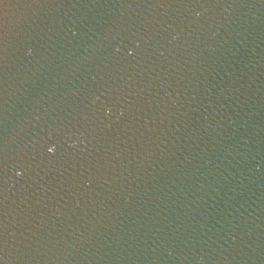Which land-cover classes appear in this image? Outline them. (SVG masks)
<instances>
[{
	"label": "water",
	"instance_id": "water-1",
	"mask_svg": "<svg viewBox=\"0 0 264 264\" xmlns=\"http://www.w3.org/2000/svg\"><path fill=\"white\" fill-rule=\"evenodd\" d=\"M0 264H264V0H0Z\"/></svg>",
	"mask_w": 264,
	"mask_h": 264
}]
</instances>
